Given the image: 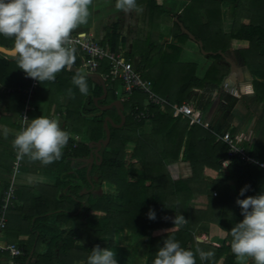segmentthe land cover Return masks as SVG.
Segmentation results:
<instances>
[{
	"label": "trees",
	"instance_id": "16d2710c",
	"mask_svg": "<svg viewBox=\"0 0 264 264\" xmlns=\"http://www.w3.org/2000/svg\"><path fill=\"white\" fill-rule=\"evenodd\" d=\"M163 1L146 0L147 24L157 29L160 28V17L165 13ZM223 5L229 8L224 9ZM202 12L205 19L202 18ZM227 18L234 20L229 32L224 30ZM178 21L202 40L206 51L225 53L233 48L240 65L246 66L252 73L255 98L264 102V0H189ZM178 21L171 28V40H163L164 35L155 39L149 34L145 40L134 43L130 50L124 48L127 40L121 38L117 24L104 37L112 49L125 50L127 57L134 59L140 56L137 69L141 76L151 80L154 91L166 97L171 104H190L194 90L207 91L209 95H200L194 104L196 109L204 112L211 108L212 94L226 74L214 62L204 78L198 79L195 65L180 62L183 46L189 36L182 33ZM120 40L123 44L121 47ZM0 45L13 48V41L0 36ZM208 57L218 60L222 55L209 54ZM73 65L80 66L77 53ZM180 65L188 70L186 74ZM77 73L65 68L57 74L54 82H37L32 99L33 110L41 111L47 100L52 102L51 91L47 93L46 86H61L75 95L68 99L65 107L69 129L72 132L83 130L88 141H99L106 137L105 117L113 116L117 124L121 122V117L115 108L103 111L96 105L94 98L103 95V87L94 85L87 76L88 95H82L72 83ZM0 84L15 89L7 97H20L22 113L24 95L18 89L28 88L31 80L18 69L14 57L6 58L1 53ZM106 85L108 95L99 101L100 105L117 100L111 82L107 81ZM116 86L117 83H114ZM145 99V94L135 91L124 101V126H110L111 139L103 149L102 163L94 164L91 171L94 191L80 194L82 188L76 185L83 182L88 188L91 187L86 168L78 173L69 172L67 157L88 158L91 155L88 144L75 145L73 140H70L64 157L58 160L53 170L55 185L41 186L40 195L33 198L29 190L16 188V198L24 199L25 193L30 197V201L25 200L24 207L18 208L22 214L21 224L25 226L15 233L11 230L15 228L13 221L9 224L8 220L6 228L14 233L11 241L14 243H20L17 236L21 232L30 235L27 245L24 244L25 256L20 258L21 264H87V258L96 245L101 250H113L117 264H132V249L116 242L117 233L121 230L130 234L132 242L148 244L146 264H152L156 252L169 238L178 241L185 250L192 251L196 264H240L241 260H237L231 251L230 231L243 220L242 210L236 200L264 194V167L234 158L227 169L232 175L224 178L221 167L222 161L228 157L227 145L216 142L217 135L210 127H204L191 119L174 118L171 106L165 110L152 106L154 117L151 120V132L143 133L146 122L135 120L132 111L137 106L143 108ZM134 134H139L136 140L132 137ZM131 143L134 144L131 156L136 162L127 165L128 146ZM247 149L264 162L259 145ZM168 160L190 161L193 176L175 180L167 168ZM11 182L7 183L3 191ZM245 185L249 186V190L240 196L239 192ZM232 186L235 187L234 194L231 192ZM100 187L110 188L116 194L96 192ZM196 195L207 197L206 208L192 206ZM14 209L16 205L10 207L9 212ZM150 209L155 211V220L147 217ZM176 215H183L187 223L175 226L173 220ZM211 224L226 232L223 244L219 247L197 241L198 233ZM198 250L211 251L214 256L201 260ZM249 264L254 262L250 260Z\"/></svg>",
	"mask_w": 264,
	"mask_h": 264
},
{
	"label": "clouds",
	"instance_id": "9594fccd",
	"mask_svg": "<svg viewBox=\"0 0 264 264\" xmlns=\"http://www.w3.org/2000/svg\"><path fill=\"white\" fill-rule=\"evenodd\" d=\"M93 0H0V36L13 41L15 62L27 78L39 83L54 82L57 74L75 62V49L70 47V34L90 17ZM115 8L129 13L142 9L136 0H116ZM72 83L82 95H88L87 78L77 73ZM15 133L12 147L19 159L40 162L48 166L62 158L70 134L55 119L39 116L28 121ZM5 138L10 129H0ZM227 164V162H225ZM43 177H28L27 182H42ZM249 190L245 185L239 192L244 196ZM243 220L230 231L231 251L237 260L248 258L254 264H264V194L237 199ZM148 219L155 220L150 209ZM175 226L187 223L183 215H176ZM199 251L201 260H208L214 253ZM87 264H117L115 252L101 250L96 245L87 258ZM152 264H196L195 254L181 247L178 241L166 239L156 252Z\"/></svg>",
	"mask_w": 264,
	"mask_h": 264
},
{
	"label": "crops",
	"instance_id": "0c3cea01",
	"mask_svg": "<svg viewBox=\"0 0 264 264\" xmlns=\"http://www.w3.org/2000/svg\"><path fill=\"white\" fill-rule=\"evenodd\" d=\"M116 0H93V4L90 7V17L88 18V22L85 25L79 26L77 29L73 30V32H87L96 34L98 36H105L108 30L105 31L103 27L104 21L107 20L110 14H114L117 16L119 10L115 8ZM164 9L165 13L160 17V30L155 31L154 29L150 31L148 34L154 37L153 33L157 35L159 38L160 35H164L163 40H171L172 33L171 28L173 27L176 18L179 19V15L183 12L184 8L189 4V0H164ZM224 9H228L227 5H223ZM202 18L205 17L203 16ZM205 19V18H203ZM228 19V18H227ZM230 19V18H229ZM117 24V23H115ZM118 25V24H117ZM225 27V26H224ZM157 30V27H156ZM228 32V31H226ZM126 37L127 35L124 34ZM128 38V37H127ZM155 38V37H154ZM156 39V38H155ZM142 40V39H141ZM144 40V38H143ZM194 43V44H193ZM133 46H131L132 48ZM130 48V49H131ZM197 48L200 50V46L196 41L190 39L183 46V58L180 56V62L185 64H192L196 66L195 76L198 79L204 78L208 69L216 62L220 65L225 71V76L220 82L217 89L214 90L211 100L212 106L206 111L202 112L204 118V127H210L214 133L219 134L224 131H230L232 134L239 136L242 140V143L246 146V148L252 147L254 145L260 146V156L264 157V102L257 100L256 91L254 86V78L251 72L248 69H244L245 66L239 65V69H242L244 73V81H250V83L244 84L240 77L238 76L235 82L231 81L230 78H227L230 75V66L228 60L222 56L221 59L213 60L208 57L209 54L200 56L197 58ZM202 51V50H201ZM229 51V50H228ZM226 56L229 55L228 52L224 53ZM73 67H78L73 65ZM68 69L70 71L77 72L73 69ZM79 68V67H78ZM80 73V72H78ZM81 74V73H80ZM239 75V73L237 72ZM224 83H228L230 88H235L239 91L238 96L232 94V91L221 88ZM96 83H94L95 85ZM94 85H92V89H94ZM7 87L0 84V129L3 127H7L10 129V133L7 138L4 137L3 132L0 131V202L3 196V191L5 187L13 180V168L16 163V151L12 147V141L14 139L15 133L20 130L21 125V105L22 102L19 98H9L8 95L12 94V92L6 91ZM46 92L49 93L51 91L50 97L52 98V102L47 100L43 104V108L41 111L33 110V114L31 119L45 116L49 119H55L59 122L62 129L67 131L70 134V140L74 141L75 145L79 143L88 144V141L85 138V133L82 132H72V129H69L67 120L65 119L66 115V102L68 99L75 95L72 92H68L66 89H62L60 86H46ZM218 91V93L216 92ZM202 94L206 96L209 95L207 91L194 90L190 97V104L195 107V102L198 100V97ZM71 97V98H72ZM147 99V98H146ZM145 99V101H146ZM189 104V103H188ZM60 107H63L62 110H59ZM88 108V107H87ZM34 109V108H33ZM196 109V108H195ZM53 110V111H52ZM111 110V109H110ZM50 111L53 113L50 114ZM118 112V111H117ZM107 117V116H106ZM113 119V116H109ZM182 120L190 119L188 117H181ZM105 120V119H104ZM114 121V119H113ZM115 122V121H114ZM116 123V122H115ZM117 124V123H116ZM71 127H73L71 125ZM143 133H150L152 129V123L146 122L143 126ZM72 130V131H71ZM217 142V141H216ZM67 143V145H68ZM67 145L63 149V154L66 151ZM131 145H134L131 143ZM131 147V152H132ZM104 149V148H103ZM103 150L101 151V153ZM130 152V151H128ZM92 154V149H91ZM64 157V155H62ZM91 157V155H90ZM88 157V158H90ZM81 159L86 158H66V161H69V172L78 173L81 169L86 168V176L89 179L91 184L92 174L91 171L88 173V166H85ZM225 160V159H224ZM223 160V161H224ZM134 163L136 160H132ZM222 161V162H223ZM21 172L17 175L16 179V188L17 189H27L29 190L30 197H38L40 195V187L53 186L56 183V175L53 173V170L56 169L58 161L48 165L42 166L40 162H30L27 157H25L22 161ZM264 163V162H262ZM96 164V163H95ZM167 168L175 180L178 179H188L191 178L194 174V170L190 161H166ZM228 167H221V171L224 173V178L232 175L228 170ZM28 177H43L42 182L29 183L27 182ZM96 177H94L95 179ZM8 183V184H7ZM85 186H83V185ZM94 184V183H93ZM76 185H79L82 190L80 194H86L95 190L91 187L88 188L83 182H78ZM231 192L235 193V187L232 186ZM24 199L17 198L16 209L14 211L8 212V220L9 224L13 221V226L15 228L11 229L15 233L18 229L24 224H21L22 214L18 210V208H22L25 205V200L30 201L29 195L26 193L23 194ZM207 197L205 195H196L192 200V206L196 208H205L208 204ZM205 204V206H198V204ZM215 225V224H211ZM25 226V225H24ZM23 226V227H24ZM217 226V225H215ZM218 227V226H217ZM21 231V230H20ZM220 231H223L220 229ZM224 232V231H223ZM12 237H14V233H11L10 230H6L5 238L8 241H12ZM30 239V235L28 233L21 232L17 236V241L27 245ZM0 264H7L5 257L0 255Z\"/></svg>",
	"mask_w": 264,
	"mask_h": 264
},
{
	"label": "built area",
	"instance_id": "2783aa9c",
	"mask_svg": "<svg viewBox=\"0 0 264 264\" xmlns=\"http://www.w3.org/2000/svg\"><path fill=\"white\" fill-rule=\"evenodd\" d=\"M70 47L75 49L80 57L79 68L85 69L89 73L100 74L105 82H111V88L117 99L123 103L131 97L135 91H140L146 96L143 108L135 107L132 116L137 121L151 122L154 117L152 106L160 107L165 110L171 106V114L174 118L188 117L193 122L204 124L202 113L195 109L191 104H171L166 97L158 95L153 89V82L141 76L137 69L136 58L131 59L125 55V50H114L104 36L87 32H72L69 37ZM68 67V69H71ZM104 69V70H103ZM103 70V71H101ZM31 85L26 89H18L24 95V109L21 113V125L24 126V118L30 122V111L33 110L32 99L37 88V81L29 78ZM114 83L117 86L114 87ZM15 89L9 88L8 92H14ZM238 96V90L232 92ZM21 130V129H20ZM216 141L223 142L228 147V157L222 162V166L227 168L234 158L242 160L246 164H258L264 167L259 159L249 153L246 146L242 143L239 136L232 134L230 131H224L216 134ZM227 162V164L225 163ZM22 160L17 157L13 168V180L10 186L5 190L2 202L0 204V255L5 257L7 264H21L20 258L25 256L24 244L14 243L5 238L8 212L10 207L17 203L15 197L16 177L20 174ZM214 195H217L214 192Z\"/></svg>",
	"mask_w": 264,
	"mask_h": 264
},
{
	"label": "rangeland",
	"instance_id": "374dc122",
	"mask_svg": "<svg viewBox=\"0 0 264 264\" xmlns=\"http://www.w3.org/2000/svg\"><path fill=\"white\" fill-rule=\"evenodd\" d=\"M136 2H137V5L142 9V11H140V12L132 11L129 13L119 11L117 13L118 14L117 16H114V14H110L109 17L107 18V20L104 21V23L102 24L103 25L102 28H104L105 31L108 30V32L111 31V29L115 23L118 24V31L121 34V38L123 37L127 40L126 44L124 45V48L127 50H130L131 46L134 45V43L141 42L143 40V38L145 40L146 37L149 35L148 33L154 29V27H152L151 24L148 25L147 21H146V17H145L146 0H136ZM233 22H234L233 18L225 19V21H224L225 32L226 31L229 32L231 30ZM154 30L158 31V30H160V28H158L157 30L155 28ZM124 34L127 36L125 37ZM153 35L156 39L158 38L155 33H153ZM188 41H190V38L188 39ZM121 42L122 41L120 40V47L123 45ZM227 52L229 53V51H227ZM197 55H198L197 58H200V56H204L201 49L199 50L197 48ZM181 57L183 58V54ZM6 58H8V56H6ZM135 58H136L137 63L141 59L140 56H136ZM180 67H181V65H180ZM181 68H183V72L185 70L184 74H186L188 72V70L186 68H184V67H181ZM181 74H183V73H181ZM6 91H8V89ZM128 121L130 123V119H128ZM139 134H134L132 136V137H134V140L137 139ZM131 147H134V145L129 144V146H128V151H130V152H128L129 154L126 157L127 165L134 163L132 161L133 158L131 156L132 155V152L130 150ZM132 151H133V148H132ZM96 192H99L102 194H111V195L116 194V191H114L110 188H107V187H100L98 190H96ZM205 204L204 203L198 204V206L202 207V206H205ZM206 206H207V204H206ZM121 231H119L117 233L116 242L121 244V245H125V246L127 245L130 247V249H132V251H133L132 257L134 258L132 264H146L147 263L148 244L146 242L141 243V244H137L136 241L132 242L130 234L129 233L126 234V233L121 232ZM198 234L199 235L197 237L202 238L203 239L202 242L210 243L214 247L221 246L223 244L222 241L226 236V232L220 231V228L215 226V225L214 226L213 225H209V226L206 225L204 227L203 231H201ZM249 261H250V259L245 258L244 260L239 261V263L240 264H249ZM219 264H221V262Z\"/></svg>",
	"mask_w": 264,
	"mask_h": 264
},
{
	"label": "water",
	"instance_id": "95a60500",
	"mask_svg": "<svg viewBox=\"0 0 264 264\" xmlns=\"http://www.w3.org/2000/svg\"><path fill=\"white\" fill-rule=\"evenodd\" d=\"M178 20L179 19L176 18V21H178ZM178 22H179V25L181 27L182 33L183 34H187L190 39H192L193 41H196L198 43V45L200 46V49L202 50V52L205 55L219 53V54H221L222 56H224L228 60L231 72H230V75L227 78H230L231 81L235 82L237 80L238 76H239L244 84L250 83V81H244V78H245L244 77V73H243V71H241L242 69H239V67H238L240 65V63H239V60L237 58L236 52L234 51L233 48L229 49V55L228 56H226L224 54V52H222V51H218L217 53L216 52H212V51H206L204 49V44H203L202 40L197 39V37L189 29H187L182 22H180V21H178ZM0 53L5 55V56L15 57V52H14L13 48H6V47H4L2 45H0ZM73 69L75 71L80 72L81 74L91 78L94 83H96L98 85H101L103 87V95L100 96V97L94 98V101H95L96 105L103 111L115 108L118 111V114L121 117V122L119 124H116L111 117H109V116L105 117L104 130H105V133H106V137L103 138V139H100L99 141H91L89 143V147L92 149L91 157L90 158H86V159H81V160L84 163H86L85 166H88V173H90V171H92V168H93L95 163L96 164H101L102 163L103 157H102L101 151L103 150V148H105L109 144L110 139H111L110 126L116 127V128H122L124 126L125 121H126V116L124 114L125 106H124V103L121 100H119V99H117V100H115V101H113V102H111V103H109L107 105H100L99 101L105 99L107 97V95H108V88H107L105 80L101 77L100 74L89 73L83 68L73 67ZM244 69L246 70L248 68L245 66ZM237 72L239 73V75L237 74ZM221 88L229 90V91H232V92L234 90H237L235 88H230L228 83L227 84L224 83ZM216 92L218 93V91H216ZM91 184H92V187L94 188L93 182H91ZM197 241L202 242L203 239L197 237Z\"/></svg>",
	"mask_w": 264,
	"mask_h": 264
},
{
	"label": "bare ground",
	"instance_id": "6f19581e",
	"mask_svg": "<svg viewBox=\"0 0 264 264\" xmlns=\"http://www.w3.org/2000/svg\"><path fill=\"white\" fill-rule=\"evenodd\" d=\"M145 258V257H144Z\"/></svg>",
	"mask_w": 264,
	"mask_h": 264
}]
</instances>
